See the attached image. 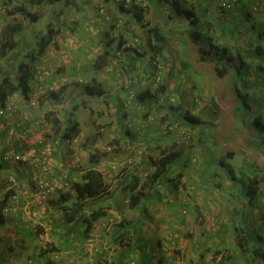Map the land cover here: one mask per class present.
Returning <instances> with one entry per match:
<instances>
[{
    "label": "crops",
    "instance_id": "obj_1",
    "mask_svg": "<svg viewBox=\"0 0 264 264\" xmlns=\"http://www.w3.org/2000/svg\"><path fill=\"white\" fill-rule=\"evenodd\" d=\"M223 1L134 0L130 9L147 6L142 27L118 11L117 0H94L71 22L73 32L53 36L35 62L50 68L45 84L53 96L36 90L32 103L34 88L28 99L16 90L1 123L0 264L32 261L48 247L62 264H264V0H237L230 9ZM149 27L164 35L161 49L145 45ZM120 33L127 43L117 47ZM135 33L140 52L128 47ZM30 38L18 53L32 49ZM156 51L164 66L160 105ZM214 60L227 69L222 77ZM0 63L1 83L15 64ZM241 98L250 101L242 113ZM213 105L222 106L216 116ZM136 144L145 152L122 168ZM45 147L53 149L49 166ZM27 152L33 158L24 163L12 159ZM236 157L238 171H230L227 160ZM90 169L101 188L80 206L77 188ZM38 178L56 186L44 202L34 197ZM240 178L245 199L233 192ZM95 213L102 216L85 233L82 219ZM239 229L254 230L256 240L239 239Z\"/></svg>",
    "mask_w": 264,
    "mask_h": 264
},
{
    "label": "trees",
    "instance_id": "obj_2",
    "mask_svg": "<svg viewBox=\"0 0 264 264\" xmlns=\"http://www.w3.org/2000/svg\"><path fill=\"white\" fill-rule=\"evenodd\" d=\"M9 1L10 0H7V2H9ZM117 1H118V6L116 5V8L118 9L119 12L124 13L128 18L130 17L134 20L139 21L141 23L142 27H145L148 25L149 17H147V13H146L147 6H139L138 9H136V8L130 9V5H132L134 0H129V4L125 3V0H117ZM35 2H37L39 4H44L46 6L47 5L48 6H50V5L55 6L56 4L59 3V5L64 6L65 9H70L71 5H73L74 6L72 8L73 11H79L80 9H84L85 6H88V8L90 9V4H92L94 2V0H85V1L81 0L79 4L76 3V0H36ZM5 3H6V1L3 3H0V21H2V14H3L2 12L5 11V9H7V14L12 13L11 10L8 9V6L5 5ZM60 3H62V4H60ZM72 3H76V4H72ZM21 9L22 8H20L18 10H21ZM22 11H24V10H21V12ZM51 16H53V15H51ZM130 18H129V20H131ZM30 21L31 22H35V21L37 22L38 16L36 14H32ZM17 28H20V27H17ZM45 28L46 29L42 32V34L38 35L36 33L34 36L31 35V38H33L34 40H37L36 43L34 42L32 49H30V51L26 52L22 57L18 55L19 58L15 59V66L13 68L15 70L14 73L16 76V83L13 84L11 82L9 75H6L2 79V81L0 83V104L1 105H3L4 102L8 99V96L11 95L12 93H14L16 90L20 91L23 94V96L26 99H28L29 98L28 95L31 92L32 88H35L34 80L36 79V75H37L36 73L38 71H40L38 66L36 68L34 66V64H36L35 60L36 59L39 60L42 57V55L45 52V49L47 48L49 43H51V41L53 40V36L60 33V30H59L60 27L58 25H54L51 20L46 24ZM70 29H71V31H73L72 28H69V30ZM16 31H17L16 29L8 27V28H6V31L3 33L4 37H3V39H0V60L3 57H5V55L7 54V52L9 50H12L14 48V46H12V44H11V38ZM107 36H109V32L107 33ZM141 36H142V34L135 33L130 38L131 39L130 41L134 44L137 43L138 48L144 49V47L141 44V40H140ZM143 36L148 37V42H147V44H145L146 46L148 45L151 49H155V50L161 49V45L164 41V35L159 30H157V28H153V27L150 28L149 27L148 29H145L143 31ZM112 41H111V43H112ZM115 41L116 40H114L113 42H115ZM152 41H153V44H152ZM108 43H110V41H108ZM125 43H127V42L124 40L122 33H120L119 39L117 41V45H118L117 47H121ZM218 59H220V58H217L216 60H218ZM216 60H214L216 75L219 77H222L223 72H227V69L224 66V64H221ZM31 65L34 66V70H33V68H30ZM47 69H48V74H50V72H51L50 68L48 67ZM263 70H264V67H263ZM43 83L45 84V80ZM48 93H50L51 97L53 96V94L51 92H48ZM159 96H162L164 98V100L166 99L163 95H160V91L158 89L157 94H156V98H155V104L157 103V98ZM170 99H173V98H170ZM170 99H168V102L170 101ZM221 109H222V106H218V105H213L210 108L213 116H216L218 111ZM171 125H173V122H170V124H168L167 127L169 128ZM181 130H185V129H181ZM90 159H92V158H90ZM162 166L163 165L160 163L159 168L152 175L151 182H155L157 180V178L161 175V172H162L161 167ZM82 178L85 182L83 183V185L81 187L77 186L78 187L77 188V195H78L77 201L81 199L79 202L80 206L85 199H87V198L91 197L92 195H94L95 193H97V191L100 190V188H101V182H100L99 174L96 171H94L92 169L87 170V172L82 175ZM144 186H146V185L141 184L140 190L138 191L139 193H141V191L144 189ZM132 198H133V196H132ZM79 203L75 202L73 204V206L77 207L79 205ZM5 206H6V201H4V200L0 201V224H2L4 222ZM74 212H77V210H74ZM101 216H102L101 213H95V214H91L87 218H84V220L82 219V222L86 226L85 227L86 228L85 233H88V231L93 227L94 223L96 221H98ZM67 220L69 222H71L72 218H69ZM120 239H124V238H119V240ZM127 241L129 244L132 240L131 239L125 240V242H127ZM53 251H54V249H52L50 247L40 250L39 258L44 262V264H53V261L47 259V256H49L50 253H52Z\"/></svg>",
    "mask_w": 264,
    "mask_h": 264
},
{
    "label": "rangeland",
    "instance_id": "obj_3",
    "mask_svg": "<svg viewBox=\"0 0 264 264\" xmlns=\"http://www.w3.org/2000/svg\"><path fill=\"white\" fill-rule=\"evenodd\" d=\"M5 1H6L5 5L8 6V9H10L12 13L7 14V9H5V11L2 12L3 13L2 14V21H0V33H1L0 39H3V37H4L3 33L6 31V28H8V27L16 29L17 31L14 33V35L11 38V44H12V46H14V48L7 52V54L5 55L6 59L4 57L1 59L2 64H4V62H7V63L12 62L13 64H15V59L19 58L18 55L22 57L24 55V53H18L24 47V45H22V44L27 40L29 41V38L31 37V35L34 36L36 33L38 35L42 34V32L46 29L45 28L46 24L51 20V19H49V17L51 15H53V16H51V17H53V20H55V18H56L57 25L60 27L59 28L60 33H63V34H65L67 32L66 30H69V28H71L70 27L71 22L73 23V22L77 21L78 18L80 19L81 17H84L81 14V11L83 9H80L79 11H73V9H72L74 7L73 5H71L70 9H65V7L62 5H59V3L56 4L55 6H52V5L46 6L44 4H39V3L35 2L36 0H10L9 2H7V0H0V3H3ZM80 1L81 0H76V3L79 4ZM76 3H72V4H76ZM60 4H62V3H60ZM20 8H22L21 10H24V11L21 12V10H18ZM32 14H36L38 16L37 22L36 21L31 22L30 21ZM17 27H20V28H17ZM74 29H75V26H73L72 30L74 31ZM73 31H71V29H70V32H73ZM31 39L32 38H30V40ZM36 41L37 40H34L35 43H36ZM32 45L33 44H28L29 47ZM201 46H204V45H201ZM37 62H38L37 66L39 67V69H41L42 72H46L48 66H45V65L40 66V62L39 61H37ZM1 68L2 67H1V63H0V70H1L0 74L3 75V69H1ZM30 68H33V70H34V66L31 65ZM14 71L15 70L13 68V72L8 73L10 76L11 82L13 84L16 83V76H15ZM48 76H49V74L47 75V77ZM47 77L45 78V80L47 79ZM14 79H15V81H13ZM44 86L46 87L45 89L50 88L49 87L50 85H48V84L43 83L42 87H44ZM53 90L54 89H52V87H51V91H53ZM238 90H239V92L240 91L244 92V90H241V87ZM51 91L45 90V92H47V93L51 92ZM9 97H10V95H9ZM239 104L240 105L239 106L237 105L236 108H238V107L241 108L240 112L242 113L244 111V108L247 107L246 105L250 104V101L246 98H241ZM138 145H142V144H136V146H138ZM227 161H228V166L234 167L230 171H235V172L238 171L237 170L238 165L241 163L240 157H236L233 161L232 160H227ZM228 166H225V168L228 170L231 169ZM122 168H124V167H122ZM245 183H246V178L238 179L236 181L235 189L233 190V192H236V193L240 192L242 199L246 198V196H245L246 191L243 188ZM226 199L229 201V203L233 204L232 199L230 197L226 196ZM235 204L239 205V202L235 203ZM223 205H226V204H223ZM258 217L259 216H256V218H252V220L254 221L255 224H258L259 220L262 221V219H263L262 217L261 218H258ZM250 228H252V227H250ZM253 231L254 230H249V232L247 234V232H244L243 229L242 230L239 229L238 233H237L238 238L243 240V239H245V237H247V235L248 236L250 235L249 233H251ZM243 232H244V234H243ZM253 234L250 235L251 240H253V239L256 240L255 236L253 237ZM93 236H94V234H93ZM7 249H9V247L5 248V250H7ZM54 253H55L54 251L52 252V254L50 253V255L47 256V259L56 262V264H62V261L60 263V260H63L64 258L62 259V256L57 255L56 253L54 254ZM30 259L32 261H29V259H27V257H26L23 261H20L18 264H44V262L37 256V254H35L34 257L30 256Z\"/></svg>",
    "mask_w": 264,
    "mask_h": 264
},
{
    "label": "built area",
    "instance_id": "obj_4",
    "mask_svg": "<svg viewBox=\"0 0 264 264\" xmlns=\"http://www.w3.org/2000/svg\"><path fill=\"white\" fill-rule=\"evenodd\" d=\"M237 0H229V1H223L221 2V6L224 8V9H230L232 7V5L236 2ZM125 3L129 4V0H125ZM152 44H153V41H152ZM128 47H132L134 48L137 52H140L141 51V48H138L137 47V43L134 44V43H131L128 45ZM163 57L158 53H154V56H153V61H152V65L154 66L155 68V71H156V78L153 82V90L154 91H158L159 87H160V82H161V77H160V70L163 69ZM36 79L34 80L35 82V90L34 92L32 93V95L30 96L29 98V101L30 102H36V99H35V91L36 90H39L41 91V93H45V90H48V89H45L46 87H42V83L44 82L46 76L48 75V69L46 72H42V70L40 69V71H38L36 73ZM51 90V89H49ZM164 98L162 96H159L157 98V104H162ZM171 102H174V99H170ZM10 109V104L8 102V99L4 102L3 105L0 104V129H1V123H2V119H4V116L6 115V113L9 111ZM170 130L174 131L176 129H178V125L176 123H173V125H171L169 127ZM181 133L182 135L184 136V140H185V143H189L191 141V137L188 135V133L185 131V130H181ZM70 142H74L76 143L77 142V137L73 138L72 141ZM145 148L143 145H138L134 148V152H133V155L132 156H129L127 157L122 163H123V167H126V166H132L133 163H134V159L136 157H139L140 155H142L145 151ZM43 154L46 158V166H49L50 165V162H51V156L53 154V149H50L49 147H45L44 150H43ZM31 159L33 158V154H31L30 152H27V153H24V154H14L12 156V159L16 162H20V163H24L28 160V158ZM48 171V167H45L44 168V172L46 173ZM15 181L13 180V183ZM34 197L40 201V202H44L46 200H48L54 190L56 189V186L54 184H52L51 182H49L48 180H45V179H42V178H38L37 180H34ZM11 202L13 204H16L19 202V197L18 195L14 194L11 196ZM130 264H134L133 262H131Z\"/></svg>",
    "mask_w": 264,
    "mask_h": 264
},
{
    "label": "clouds",
    "instance_id": "obj_5",
    "mask_svg": "<svg viewBox=\"0 0 264 264\" xmlns=\"http://www.w3.org/2000/svg\"><path fill=\"white\" fill-rule=\"evenodd\" d=\"M155 53H159V52H157V51H156ZM149 120H150V121H152V119H149ZM68 141L70 142V141H71V139H70V140H68ZM11 196H12V195H11Z\"/></svg>",
    "mask_w": 264,
    "mask_h": 264
}]
</instances>
